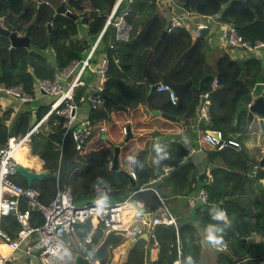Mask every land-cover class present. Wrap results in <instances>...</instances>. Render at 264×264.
Here are the masks:
<instances>
[{"label": "crops", "instance_id": "crops-1", "mask_svg": "<svg viewBox=\"0 0 264 264\" xmlns=\"http://www.w3.org/2000/svg\"><path fill=\"white\" fill-rule=\"evenodd\" d=\"M29 1L28 4L35 6V9H38L42 2L47 3L48 6H53L47 0H40L39 3L36 0ZM161 1L162 3L167 2ZM172 1L174 0L168 2ZM241 1L244 2L246 0ZM257 1L261 3V0ZM57 7L52 8L54 16H67L57 12ZM65 7L66 11L72 14V16L68 17L72 18L76 23L77 32L72 36L73 41L81 39L87 41L88 45L84 52L85 55L81 59L83 60L98 33L90 35L88 33V22L85 21V17L89 16L85 12H91L92 8L87 4L83 11L73 13L66 4ZM260 12H263L262 9ZM260 12L259 15H261ZM162 14L167 16L169 23L173 17L182 18L183 26L171 33H167L158 47V51L156 49L148 57L151 48L147 52L144 62H142V57L145 47L139 41L133 40L129 42L131 38L130 33L128 41L124 42L125 45L123 46V67L121 68V72L126 86L130 89H137V91L129 90L123 92L118 96L117 101L109 98L110 101L107 102L112 103L109 107L104 104L105 100H103L98 110L105 111L109 116L108 119L99 124L102 129L101 139L106 140L109 145L116 146L123 142L126 136L122 131L124 127L127 129V133L130 131V139L123 144L119 152V169L129 173L134 172L133 163H136L137 157L139 154H142L141 168H145L151 176H154L157 171L161 172L160 176L156 178L152 177V181L160 180L155 189L157 194L151 189H147L139 191L135 197L141 200L144 206L148 208L144 207V210H157V215L162 217L166 214L163 209L164 206L175 223L160 224L151 229L156 234L157 245H153L152 238L148 236L151 230L148 234L144 233L135 239L125 241L121 236L102 229L96 245L92 248L91 252H93L97 264H169L171 248H173L175 243L177 244L176 259H174L173 264H186L187 257L190 256L193 259L194 255L192 254L194 252H197L198 255V262L196 264H264V258L258 259L254 256L242 255L243 248L238 246V244H235V248H230L226 245L225 250L214 248L204 238L206 235L205 230L209 226H204L200 223L196 213V208L207 200L208 196L204 185L212 184L215 179L216 169L218 170V175H216L219 177L217 180H219L220 184L219 188L214 192L213 198H217L220 201L214 205L215 211H218L216 205L220 204L221 209L226 211V201L235 202L245 212L244 219L246 226H242L239 223V229L243 230L246 235L242 237V240L248 243L247 245L250 246L249 249L252 253L257 250L254 246L255 244L264 243V236L260 229L261 226L264 227V175H260L261 171L264 172V165L261 166L260 164L264 153V136L261 137V140L259 139L260 129L257 118L254 117L252 122L249 123L247 121L246 109L243 105L238 106L233 124L235 126L240 119L244 118L246 122L244 132L232 134V136H229L225 140L226 145L221 149H217L201 140V137L207 131L213 129L209 128V125L205 127L199 115L200 106L203 101L201 98L204 96V99L210 101L209 93L218 88V85L216 88H212L210 92L199 91V101L195 106L192 118L187 117L186 112H179L177 104L173 105L165 92L158 91L157 88L153 87L156 84H161L163 78L169 81L167 78L168 72L178 70V61L189 48L185 39L172 45L171 35L178 34L179 29L186 30L194 42L198 36H202L198 26H206L204 28H207V31L204 37L207 44L202 71L203 74L214 75V79H218L214 70H216V66L223 56H229L231 60L238 62L256 58L250 52L228 47L226 40L219 32V27L223 24H231L220 20L221 12L209 18H202L179 10L176 13H174V10L173 12L163 11ZM30 26V24L21 26L20 33L24 34ZM46 26L51 30L52 23L51 26L50 23H47ZM115 41L117 40L113 28V32L107 35L106 41H102L99 44V48L91 60L90 67L81 77L83 85L79 87L84 86V94L78 104V120L89 121L90 126L92 110L90 109L87 97L98 89L99 75L97 69L102 60L107 57L106 48L108 43ZM46 53L50 58L54 59L51 49H47ZM162 59H164L163 63L159 64L158 62ZM81 60L73 61L54 76L61 88H66L74 80L79 67L77 62ZM260 64L264 72V61L260 62ZM191 86H194L193 81L192 85L186 88ZM35 87L37 88L36 83ZM183 89L176 94L177 100L181 96ZM56 96L39 92L36 94L35 100L39 103L49 104ZM0 105L2 109H12V117H15L20 109H22V104L17 99L4 94L0 97ZM154 111L165 113L178 119L170 121L161 115H157ZM215 111L217 113L220 112L218 107ZM91 131H93L92 126ZM118 136L121 139L113 143L112 140L118 138ZM227 142H231L233 145H229ZM234 143H238L239 145L235 146ZM154 145H159L161 148L160 155L166 154L164 159H160ZM71 146V141H66L65 147L70 148ZM26 153L29 154L30 158H34L39 163L38 168L27 165L28 168L35 171L44 170L43 161L31 153L30 146L29 151ZM129 156H134L135 162L129 161ZM154 161H158V163ZM111 162L112 159L108 164V168ZM166 166H170L171 169L166 171ZM138 168L141 169L140 165ZM240 177L242 178L241 180H239ZM202 191L206 194L205 201L201 198ZM153 194L157 197L154 198ZM110 197L116 196L111 195ZM131 219L127 221H130L131 226H135L136 224H133ZM250 224L254 226V229H251L247 233L246 228ZM97 225L91 224L93 233ZM180 225L187 226L182 230L181 237L178 232ZM167 227L173 228L175 242L165 232ZM232 228H234L233 225ZM117 246H121L124 249L122 256L119 255L116 249ZM255 255L258 256L259 252L256 251ZM10 264H42V262L41 258L37 255H27L24 252H19L18 258L10 262Z\"/></svg>", "mask_w": 264, "mask_h": 264}, {"label": "trees", "instance_id": "trees-1", "mask_svg": "<svg viewBox=\"0 0 264 264\" xmlns=\"http://www.w3.org/2000/svg\"><path fill=\"white\" fill-rule=\"evenodd\" d=\"M116 0H47L53 6H48L42 2L38 9L28 4L29 0H0V21L2 25L10 30H15L18 26L31 25L29 31V44L26 47L15 48L12 57L9 55L10 42L6 36L0 35V83L6 86L21 85L24 91L33 96L32 101L23 102L22 109L12 117V109H2L0 105V147L5 146L10 136L24 135L31 127L32 112L36 111L37 120L41 119L49 110L52 102L49 104L39 103L35 100V83L37 79L54 80V76L61 69L69 66L75 60H81L85 55L87 48L86 40L73 41L72 36L76 34V23L72 18L62 15H53V7L65 3L70 10L75 13L83 11L85 5L89 4L92 8L87 13L85 21L88 22V33L94 35L101 30L104 25L107 14ZM231 0H174L172 2L162 3L161 0H124L120 5L117 15L124 9H131L132 32L131 41H139L145 47L142 62L147 52L153 48L160 37V34L169 23V19L163 11L176 13L184 11L192 13L202 18H209L221 12L220 20L234 26L239 34L246 40L254 42L256 40L264 41V0L259 3L257 0L234 1ZM178 9V10H177ZM262 9V13L260 10ZM259 12L261 15H259ZM174 15V14H173ZM176 15V14H175ZM177 16V15H176ZM52 23L51 30L46 26ZM113 32L109 27L103 37L106 41L107 35ZM178 34L171 35L172 45L179 43L182 39L187 41L188 50L178 61V70L168 72L167 78L173 84H182L192 80L194 86L183 89L178 98V111L186 112L187 117L194 116L195 106L199 101L200 92L197 83L203 75L204 57L206 50V38L198 36L193 42L189 33L184 29H179ZM128 42V43H129ZM193 42V43H192ZM109 45H112L109 48ZM124 42L115 41L107 45V72L106 80L102 94L108 98L117 101L118 96L129 90L123 81L121 68ZM51 49L54 59L47 55L46 50ZM159 49V48H158ZM157 49V51H158ZM84 53L83 55H81ZM164 59L158 63H163ZM242 68L238 61L231 60L229 56H223L216 66V75L218 77V88L209 93L210 98V119L202 121V124L209 128L220 130L224 140L232 134L244 132L246 127L245 119L242 118L234 126L233 119L238 106L246 107L250 102V89L263 74V67L260 62L254 58L244 61L243 79H238ZM84 94V86L75 91V102L79 104L80 98ZM2 95V93H0ZM106 106H111V102L104 101ZM219 109V113L215 109ZM185 110V111H184ZM108 114L102 110H92L91 126L93 131L83 143L79 150H74L73 146L66 148L65 145L60 149L61 136L63 132V118L56 113H52L40 126L38 133L33 134L30 140V150L33 155L38 156L43 161V168L49 172L44 179L36 180L32 184L42 203H49L56 192L57 186H70L74 199L77 202L92 198V192L96 185H103L111 189L112 196H122L129 192V181L127 177L119 172L110 170L108 164L112 159V146L106 140L101 139L102 129L100 123L108 119ZM242 117V116H241ZM245 117V116H244ZM242 121V122H241ZM11 132V135L9 134ZM121 134V133H120ZM113 139V138H112ZM121 138L113 139L116 143ZM66 141H70L68 138ZM28 149L26 148V152ZM29 160V161H28ZM143 155L139 154L137 162L134 164V173L136 182L139 185L152 181V177L160 176L157 171L154 176L148 174L145 168H141ZM25 165L38 168L39 163L34 158L22 157ZM178 163V162H175ZM140 165V168L138 166ZM214 181L205 184L207 191V200L196 208L197 218L204 226H214L222 229L224 244L230 248H235V244L242 247V255L254 256L258 259L264 258V243L255 244L256 251H250L248 243L242 240L246 236L244 231L239 229V223L245 225V212L236 205L235 202L226 201V213L231 224L225 227L223 221L214 220V205L219 203V199L213 198L214 192L219 188V177L217 171ZM56 173H58L56 175ZM75 174V175H74ZM217 174V175H216ZM259 175V174H258ZM264 175V172H260ZM242 178L240 177L239 180ZM12 180L22 186H26V180L19 174L12 176ZM153 197L157 196L153 194ZM136 198V197H135ZM138 199V198H136ZM145 207V206H144ZM148 209L147 207H145ZM239 218V220H237ZM43 216L36 210L31 211V227L42 226ZM232 225L234 228H232ZM90 221L77 225V232L80 236L87 234L91 228ZM187 226L180 225L178 228L181 237L182 230ZM0 229L11 237H16L21 230L13 214L2 216L0 219ZM103 226L98 224L92 236V243L87 247V252H91L96 245L97 239L102 232ZM254 226H247L249 233ZM170 239L175 242V232L173 228L167 227L165 230ZM155 233V232H154ZM156 235V234H155ZM247 245V246H246ZM177 244L174 243L171 248L169 264H173L176 259ZM192 255L194 264L198 262L197 252Z\"/></svg>", "mask_w": 264, "mask_h": 264}, {"label": "built area", "instance_id": "built-area-1", "mask_svg": "<svg viewBox=\"0 0 264 264\" xmlns=\"http://www.w3.org/2000/svg\"><path fill=\"white\" fill-rule=\"evenodd\" d=\"M123 1L116 0L114 2L106 16L103 27L97 33L85 58L77 62L79 67L74 80L66 88H61L55 77L53 81L36 80V94L45 92L49 95H57L55 100L46 114L37 120L24 135L10 136L5 146L0 147V219L2 216L13 214L21 226V230L14 238L0 229V264H10V262L15 261L19 252L39 256L42 264H76L75 260L79 255L83 258L90 257V263L97 264L93 252H87V247L92 243L93 229L83 236L77 232V225L86 221H90L91 224H101L103 229L121 236L125 241L135 239L144 233L148 234L157 225L175 223L164 206L163 209L166 214L163 217L157 215V210L154 209L144 210V212L139 210V208L144 209V204L141 200L135 199V196L139 191L145 189L129 191L126 199L122 202L107 203L103 201V198L110 197L112 190L103 185H96L94 192H92V198L84 200H91V203L79 204L74 199L70 186H57L52 200L44 204L34 188L27 185L22 186L12 180V176L16 174L17 165L27 167L21 159L26 148L29 151L31 136L39 132L41 124L52 113L63 118L60 149L63 148L69 138L74 150H79L91 134L89 121L78 120L79 108L75 102V91L77 87L83 85L82 74L90 67L91 60L109 27L114 28L117 41H128L133 27L130 21L131 9L126 8L117 15ZM182 26V18L173 17L166 31L171 33ZM204 27L206 26L199 25L198 29H204ZM219 32L226 40L228 47L250 52L253 57L264 61V41L251 42L246 40L234 26L228 24L220 25ZM111 47L112 45H109V48ZM107 66L108 60L105 57L97 69L99 75L98 89L87 97L91 110L98 109L103 103L102 90L106 80ZM217 85L218 79L215 78L212 82V88H216ZM157 90L165 92L173 105L177 104V96L168 85L160 84ZM0 93L13 97L20 103L30 102L33 99V96L27 94L21 85L8 87L1 82ZM199 118L204 121L210 119V101L207 99L201 103ZM122 131L124 135L127 134L125 127ZM210 131L212 133H205L201 140L217 149L223 148L226 143L222 132L216 129ZM234 144L235 146L239 145L238 143ZM170 169V166L165 167L166 171ZM130 175L132 179L136 180L134 172H130ZM151 190L157 194L155 189ZM205 196V192L202 191L201 198L204 201ZM32 210L38 211L43 216L42 226L31 227ZM130 219L133 224H136L135 226H131L130 221H127ZM148 236L152 238V244L157 245L153 230ZM212 246L220 250L226 249L225 244ZM116 249L120 256L124 254V249L121 246H117Z\"/></svg>", "mask_w": 264, "mask_h": 264}, {"label": "water", "instance_id": "water-1", "mask_svg": "<svg viewBox=\"0 0 264 264\" xmlns=\"http://www.w3.org/2000/svg\"><path fill=\"white\" fill-rule=\"evenodd\" d=\"M36 1L38 3L40 2V0H36ZM234 1H237V0H231L230 3H233ZM239 1H241V0H239ZM56 11L63 13L67 16H72V14H70L68 11H66L65 3H61L60 6L57 7ZM30 27H28L26 29L24 34H21L20 33V26H18L15 30L10 31V30L6 29L0 21V35L6 36L10 42V47H9L10 57H12V54H13L15 48L28 46ZM199 31L201 32V35L204 37L205 33L207 31V28L200 29ZM166 34H167V31H166V29H164L162 31V33L160 34V37L158 38V40L154 44L153 48L149 51L148 57L156 49H158V47L162 43L163 39L165 38ZM239 64H240V67L242 68V71H241L238 79L242 80L243 76H244V71H243L244 61L243 60L239 61ZM213 80H214V75L203 74V76L200 78L199 83H198V90L200 92H205V93L212 91V81ZM161 84L168 85L170 87V89L175 94H177L183 88H186V87L192 85V80H188L184 84L176 85V84L170 83L165 78H163V81L161 82ZM159 85L160 84H156L153 87L156 89V88H158ZM249 94H250V102L248 103V105L246 107H244L247 111V121L249 123H251L252 120L254 119V117L257 118V123H258L259 129H260L259 139L261 140V137L264 136V75H261L260 79L253 84V86L250 89ZM102 97L105 101H110V99L107 96H105L104 94H102ZM204 98L205 97L203 96L201 98V100H204ZM154 113H156L157 115H161L162 117H164L170 121H175L178 119L177 117H173V116H170V115L165 114V113H160L158 111H154ZM36 122H37L36 112L33 111L32 112L31 126H33ZM207 132L212 133V131H207ZM9 134L11 135L10 131H9ZM130 137H131V134L129 131V133H127L126 136L124 137V140L122 143H120L119 145H116V146H112L113 158H112V162L109 166V169L113 170V171L121 172L122 174H124L127 177L128 181H129V185H130V191H135V190H139V189H145V190L156 189V187L160 183V180H155V181L143 184V185H139V184H137L136 180L132 179L129 172L119 169V167H118V156H119L120 149L123 146V144L126 143L130 139ZM227 143H229V145H233L231 142H227ZM259 143H260V141H259ZM260 164H261V166L264 165V153H263L262 159L260 161ZM15 172H16V174L21 175L26 180V185L28 187H32V184L34 181L44 179L46 176L49 175V172L45 169L41 170V171H35V170H32V169L27 168V167L20 165V164L16 166ZM126 197H127V194L122 195V196H116V197L107 196V197L103 198V201L107 202V203L122 202L123 200L126 199ZM78 203L79 204L91 203V200L81 201ZM216 208L218 210H222L220 204L216 205ZM139 210L141 212H144V209H142V208H139ZM260 229H261L262 235L264 236V227L261 226ZM90 260H91L90 257L83 258L82 256L79 255L76 257L75 263L76 264H91Z\"/></svg>", "mask_w": 264, "mask_h": 264}, {"label": "clouds", "instance_id": "clouds-1", "mask_svg": "<svg viewBox=\"0 0 264 264\" xmlns=\"http://www.w3.org/2000/svg\"><path fill=\"white\" fill-rule=\"evenodd\" d=\"M154 147H155V150H156L158 156H160V159H164L166 157V154L160 155L161 154V148L159 147V145H154ZM128 160L135 162V157L129 156ZM154 162L158 163V161H154ZM212 218L214 220L223 221L225 224V227H227L231 224V221L229 220L228 215H227L226 211H224V210L214 211ZM205 231H206V235L204 238L206 241H208L212 245L224 244L223 235L217 234V233H222V231H223L222 229L216 228L214 226H209ZM186 264H194V261L192 260V258L190 256L187 257Z\"/></svg>", "mask_w": 264, "mask_h": 264}, {"label": "flooded vegetation", "instance_id": "flooded-vegetation-1", "mask_svg": "<svg viewBox=\"0 0 264 264\" xmlns=\"http://www.w3.org/2000/svg\"><path fill=\"white\" fill-rule=\"evenodd\" d=\"M256 60L260 61V62H263V60L259 59V58H256Z\"/></svg>", "mask_w": 264, "mask_h": 264}, {"label": "bare ground", "instance_id": "bare-ground-1", "mask_svg": "<svg viewBox=\"0 0 264 264\" xmlns=\"http://www.w3.org/2000/svg\"><path fill=\"white\" fill-rule=\"evenodd\" d=\"M25 154H26V152L23 154V156L22 157H24L25 156ZM22 160V159H21Z\"/></svg>", "mask_w": 264, "mask_h": 264}, {"label": "rangeland", "instance_id": "rangeland-1", "mask_svg": "<svg viewBox=\"0 0 264 264\" xmlns=\"http://www.w3.org/2000/svg\"><path fill=\"white\" fill-rule=\"evenodd\" d=\"M214 72H216V70H214ZM264 73V72H263ZM0 97H1V95H0Z\"/></svg>", "mask_w": 264, "mask_h": 264}]
</instances>
